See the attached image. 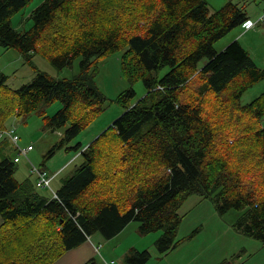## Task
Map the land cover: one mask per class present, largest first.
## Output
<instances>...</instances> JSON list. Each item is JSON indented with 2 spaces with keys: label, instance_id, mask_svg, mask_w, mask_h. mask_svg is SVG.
<instances>
[{
  "label": "trees",
  "instance_id": "16d2710c",
  "mask_svg": "<svg viewBox=\"0 0 264 264\" xmlns=\"http://www.w3.org/2000/svg\"><path fill=\"white\" fill-rule=\"evenodd\" d=\"M29 1L0 0V46L27 62L39 54L58 70L79 59V71L59 79L35 66L14 90L0 74V130L11 114L60 100L54 114L41 111L48 128L62 130L51 156L103 111L96 63L111 52H122V73L140 79L145 94L133 102V87L119 93L120 116L86 147L72 146L82 161L56 196L43 195L36 176L15 177L20 160L0 139V264H52L93 233L110 239L131 221L141 234L160 230L155 246L167 254L190 194L211 199L221 215L241 211L235 227L264 243V91L240 102L264 68L238 40L213 47L247 21L245 10L227 2L211 11L206 0H43L32 26L18 31L10 18ZM150 256L130 248L124 264Z\"/></svg>",
  "mask_w": 264,
  "mask_h": 264
},
{
  "label": "rangeland",
  "instance_id": "374dc122",
  "mask_svg": "<svg viewBox=\"0 0 264 264\" xmlns=\"http://www.w3.org/2000/svg\"><path fill=\"white\" fill-rule=\"evenodd\" d=\"M42 1L30 0L11 16V25L18 31L29 29L32 26L30 13ZM206 2L211 11L217 10L227 2L237 3L250 16L244 24L234 27L215 41L214 49L221 51L234 39H238L256 65L264 68V21H259L254 26L247 28L251 19L257 18V21L263 13L264 0H206ZM237 31L239 36L231 39ZM121 53V51L111 52L101 57L96 63L95 83L106 98L103 111L77 136L66 142L51 156L46 157L47 151L58 142L62 130L48 128L43 115L54 114L62 106L60 100H54L48 105L41 104L36 112L18 116L13 113L6 119L5 128L14 126L19 135L17 144H4L6 152L10 155H17L19 148H25L28 144L33 146V150L28 151L27 156H18L20 161L16 164L15 172V177L18 180H23L26 176L35 179V175L30 171L32 164L45 170L51 176L62 170L51 182V187L55 191L60 185L61 178L69 175L82 161V156L78 154L80 150L76 151L72 146L80 143V146L86 147L122 113L123 108L115 102L118 94L133 87L135 90L133 102L138 101L145 94V87L140 79L130 83L122 73ZM205 61L206 58L202 59L201 63ZM35 66L54 78H71L79 71V59H75L71 66L58 70L39 54H33L31 60L27 62L16 49H5L0 46V74L7 77L5 86L11 90L31 81ZM167 70L168 68L163 69L161 75ZM263 91L264 78L251 85L242 94L240 102L242 104L249 103ZM42 110H44L43 115L41 114ZM74 157L76 158L74 159ZM39 191L43 195L52 197L49 189L39 188ZM178 213L181 219L175 236L177 246L167 254L158 253L155 246V240L161 234L160 230L141 234L138 229L135 234L127 233L126 237L118 243L115 247L116 254L120 255L130 245L136 244L137 250L146 249L151 254L146 264H217L225 259H229L233 264H264V243L243 234L235 227V222L241 215V211L232 209L221 215L215 209L211 199L203 198L198 194H190L182 201ZM1 222L0 216V224ZM128 224L138 226L135 221ZM93 234L102 237L99 232ZM106 240L108 239L102 237L101 242ZM90 242L95 247L99 246L98 240L94 236L90 238ZM100 250H104L103 245Z\"/></svg>",
  "mask_w": 264,
  "mask_h": 264
},
{
  "label": "crops",
  "instance_id": "0c3cea01",
  "mask_svg": "<svg viewBox=\"0 0 264 264\" xmlns=\"http://www.w3.org/2000/svg\"><path fill=\"white\" fill-rule=\"evenodd\" d=\"M246 15L250 17L247 12ZM256 19L255 20L251 19V21L254 22L256 21ZM237 34L238 31L232 36L231 39L237 38L239 36V34L238 35ZM234 40H238V39H234ZM136 232H137L136 224H128L119 233H117L115 236L104 242H101L102 240L101 236H98L97 234H92L91 237L90 236L89 237L92 238L94 236L97 238L99 244L98 247H95V245L92 242H90V238H87L80 245L70 250H67L60 258H58L52 264H124L125 252L130 248L137 249L136 247L137 245L136 244L130 245L120 255L116 254L115 247L118 245V243L121 240H123L126 237L127 233L135 234ZM102 245L104 246L103 251L100 250V247ZM97 252H100V254H97Z\"/></svg>",
  "mask_w": 264,
  "mask_h": 264
},
{
  "label": "built area",
  "instance_id": "2783aa9c",
  "mask_svg": "<svg viewBox=\"0 0 264 264\" xmlns=\"http://www.w3.org/2000/svg\"><path fill=\"white\" fill-rule=\"evenodd\" d=\"M259 21H264V11L260 15L258 20L254 22L251 21V23L248 24L247 28L254 26ZM5 137L9 138L13 144H17L19 141V135L16 133V129L14 126L6 127L0 130V139L5 138ZM32 148L33 146L30 144L27 145L25 148H19L17 151V155L14 158V161L17 162L20 160V157H18L19 155L27 156L28 151L32 150ZM30 171L36 176V186L37 187L47 188L52 192L53 196H56L54 193V190L51 187L52 176L48 175V173H46L45 170L39 169L33 164L31 165Z\"/></svg>",
  "mask_w": 264,
  "mask_h": 264
},
{
  "label": "water",
  "instance_id": "95a60500",
  "mask_svg": "<svg viewBox=\"0 0 264 264\" xmlns=\"http://www.w3.org/2000/svg\"><path fill=\"white\" fill-rule=\"evenodd\" d=\"M99 135H100V134H99ZM99 135H98V136H99ZM98 136H97V137H98ZM97 137H96V138H97ZM89 144H90V143H89Z\"/></svg>",
  "mask_w": 264,
  "mask_h": 264
},
{
  "label": "snow or ice",
  "instance_id": "6c2138e0",
  "mask_svg": "<svg viewBox=\"0 0 264 264\" xmlns=\"http://www.w3.org/2000/svg\"><path fill=\"white\" fill-rule=\"evenodd\" d=\"M249 23H251V22L249 21Z\"/></svg>",
  "mask_w": 264,
  "mask_h": 264
},
{
  "label": "bare ground",
  "instance_id": "6f19581e",
  "mask_svg": "<svg viewBox=\"0 0 264 264\" xmlns=\"http://www.w3.org/2000/svg\"><path fill=\"white\" fill-rule=\"evenodd\" d=\"M188 85V84H187Z\"/></svg>",
  "mask_w": 264,
  "mask_h": 264
}]
</instances>
